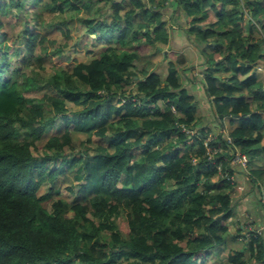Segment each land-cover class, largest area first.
Here are the masks:
<instances>
[{
  "label": "trees",
  "instance_id": "obj_1",
  "mask_svg": "<svg viewBox=\"0 0 264 264\" xmlns=\"http://www.w3.org/2000/svg\"><path fill=\"white\" fill-rule=\"evenodd\" d=\"M262 4L0 0V264H264L261 236L230 223L237 176L264 200ZM169 5L216 120L258 166L232 182L205 161L185 56L141 67L169 43Z\"/></svg>",
  "mask_w": 264,
  "mask_h": 264
},
{
  "label": "crops",
  "instance_id": "obj_2",
  "mask_svg": "<svg viewBox=\"0 0 264 264\" xmlns=\"http://www.w3.org/2000/svg\"><path fill=\"white\" fill-rule=\"evenodd\" d=\"M173 7L174 6L169 5L170 9H169L168 13L164 12V14H166V19H168V22H169L168 25L170 27L172 24H174V21H175V18L172 17L173 12L175 11V7L174 8ZM174 30H176V27L174 28ZM174 30H173V32L172 31L169 32V34H171V35H168L169 43L166 46V48L169 50H182V52H180V53H182L185 56L186 61H188L187 55H192V56H190L189 60L196 61L199 68L202 67L203 66V63L201 61L202 58H201L200 54L198 53V51L196 50V48H194V46H192V44H190V42L187 41L185 34L180 29H178L177 31H174ZM188 44H190V46H187ZM185 50H188V52H186ZM191 50H196L197 54L195 55L194 52H192ZM261 50H263V52L262 51L260 52V55H261L260 58H262V60L258 61L256 63H253L252 67H254L255 71L256 70L261 71V73H262L261 81H262V85L264 86V56H263L264 55V47H262ZM255 67H257V68H255ZM165 69L166 68L164 67V73H165ZM193 71H195V69ZM164 73L160 74V75L164 76ZM189 89L191 91H188V92L192 96L194 93L195 97L193 96V98L197 102V104L199 105V108H200L199 110H200L201 119L197 123V127H200V128L205 127L208 130V133L216 134L219 127H221V125H220L221 123L218 120H216L215 115H214V110L212 113V115L214 117V119H213V118L207 117V114H206L207 112L204 113L203 108L200 106V105H204L206 107V106L210 105V101L208 100L207 97H205V95L203 93V88H202L201 83L199 81H197L193 85L189 86ZM206 109H210V107H208ZM223 125L224 126L226 125L225 121L223 122ZM245 178L246 177H244V176L243 177H241V176L236 177V180H237L236 184L238 185V187H235V196H234L235 197L234 198V212H235L236 216L234 217V219L230 223H233V227H237L239 225V223L245 222L244 227L241 226V228L246 230V231L256 232L257 234H259L261 236V238L263 239V242H264V206L260 205L256 191L254 190L253 186L246 184ZM240 188L242 189L243 192L246 191V193L244 195L245 199H244V197L242 199L239 197V194H240L239 189ZM241 243H243L241 241V239H238V242L234 245V247L241 246Z\"/></svg>",
  "mask_w": 264,
  "mask_h": 264
},
{
  "label": "rangeland",
  "instance_id": "obj_3",
  "mask_svg": "<svg viewBox=\"0 0 264 264\" xmlns=\"http://www.w3.org/2000/svg\"><path fill=\"white\" fill-rule=\"evenodd\" d=\"M80 1H82V0H80ZM115 1V0H114ZM241 1H244V0H241ZM248 2H252V0H248ZM259 2L262 4V0H259ZM102 4V3H101ZM101 4H99V5H101ZM218 5V4H217ZM262 5H264V3L262 4ZM229 6V5H228ZM236 9H237V11L238 12H240L241 13V3L239 4H237L236 5ZM244 9V8H243ZM29 10V9H28ZM238 16L236 15V17L235 18H237ZM66 19V21H68L69 19H71V18H74V17H71V18H68V17H65ZM186 22V21H185ZM252 23H253V21H252ZM169 24V22L167 23V25ZM169 26V25H168ZM177 28V26L175 25V24H172L171 25V27H169L170 28V31L169 32H171V30H174V28ZM183 26H181V28H182ZM184 28H185V26L182 28V30H184ZM255 28V27H254ZM181 30V31H182ZM183 33H184V31H182ZM260 32V31H259ZM79 35L80 34V31H76V32H74V33H72L71 35ZM185 34V33H184ZM171 35V34H170ZM244 36H245V39H244V44H247L248 42H247V37H248V34L246 33V34H244ZM260 36H261V34H260ZM253 42H255V40L253 41ZM244 44H240V45H242L241 47H242V49H245V46H244ZM187 46H190V44H188ZM186 48V47H185ZM186 52H188V50H185ZM192 52H194V54L196 55L197 53H196V50H191ZM261 51H263V50H260V52ZM143 52V51H142ZM169 52H174V53H176L177 55L178 54H182V53H180V52H182V50H169V49H167V48H165L164 50H158V53H156L155 55H154V57L152 58V55H148L147 53H145V56H144V60H143V63H141L142 64V68L146 71V72H150V71H154V72H157L158 74H163L164 73V67L166 68V63H167V61H169V58H168V53ZM148 55V56H147ZM190 56H192V55H187V60L188 61H186V64H185V66H183L182 67V70H183V72H184V76H185V80H184V84L187 86V89H188V91H191L190 89H189V86H191V85H193L194 83H196L197 81H199L200 83H202V80H201V77H202V75H201V72H202V69L204 68V60L203 59H201V61H202V63H203V66L202 67H200L199 68V66L197 65V63H196V61H194V60H189V58H190ZM240 65H242V63H240ZM191 68V69H190ZM255 68H257V67H255ZM195 69V71H193ZM200 69V70H199ZM254 70V67H252V71ZM193 93V92H192ZM193 96L195 97V95H194V93H193ZM196 102V101H195ZM196 104H197V102H196ZM202 108H203V110H204V113H206L207 114V117H210V118H213L214 119V117H213V115H212V113H213V108H212V105H211V103H210V105H208V106H204V105H200ZM197 107H198V109H200L199 108V105L197 104ZM208 107H210V109H206V108H208ZM207 110V111H206ZM215 121V120H214ZM262 144H264V140L262 141ZM247 163V162H246ZM245 163V167H251V168H257L258 166H257V164H246ZM253 163H256V162H253ZM244 172H245V170H244ZM245 181H246V184H249L250 183V181L247 179V178H245ZM250 185V184H249ZM235 187H238V185L236 184L235 185ZM243 188V187H242ZM249 188V187H248ZM240 190V194H239V197L242 199L243 197H244V199H245V193H246V191H242V189L240 188L239 189ZM242 192V193H241ZM261 205V204H260ZM262 206V205H261ZM249 218V217H248ZM250 219V218H249ZM242 242H243V240H241ZM250 264H254L253 262H251Z\"/></svg>",
  "mask_w": 264,
  "mask_h": 264
},
{
  "label": "built area",
  "instance_id": "obj_4",
  "mask_svg": "<svg viewBox=\"0 0 264 264\" xmlns=\"http://www.w3.org/2000/svg\"><path fill=\"white\" fill-rule=\"evenodd\" d=\"M182 131L189 136H192L195 133L194 130H185L184 128H182ZM217 135L223 138L226 142V145L228 146V150L224 154V158H222L220 161H216V156L220 150L218 147L212 145V142ZM202 144L205 149V161L215 166L216 175L218 177L232 182L235 179V176H237L236 174L238 172L246 169L245 163L247 162V157L232 144V140L227 135V130L224 125L219 127L216 134L207 133L202 139ZM222 162L227 163L226 170L222 169ZM258 201L261 205L264 204L263 198H258Z\"/></svg>",
  "mask_w": 264,
  "mask_h": 264
},
{
  "label": "water",
  "instance_id": "obj_5",
  "mask_svg": "<svg viewBox=\"0 0 264 264\" xmlns=\"http://www.w3.org/2000/svg\"><path fill=\"white\" fill-rule=\"evenodd\" d=\"M263 52V51H262Z\"/></svg>",
  "mask_w": 264,
  "mask_h": 264
}]
</instances>
